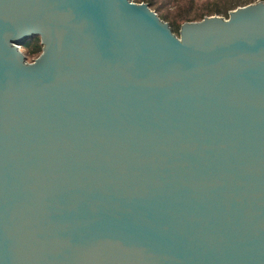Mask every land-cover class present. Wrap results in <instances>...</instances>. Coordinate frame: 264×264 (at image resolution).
Returning <instances> with one entry per match:
<instances>
[{"label": "water", "instance_id": "1", "mask_svg": "<svg viewBox=\"0 0 264 264\" xmlns=\"http://www.w3.org/2000/svg\"><path fill=\"white\" fill-rule=\"evenodd\" d=\"M0 264H264V0H0Z\"/></svg>", "mask_w": 264, "mask_h": 264}, {"label": "trees", "instance_id": "2", "mask_svg": "<svg viewBox=\"0 0 264 264\" xmlns=\"http://www.w3.org/2000/svg\"><path fill=\"white\" fill-rule=\"evenodd\" d=\"M144 2L153 9L158 16L168 22L172 31L178 34L181 24L186 21H198L204 16L218 15L228 16L230 10L238 6L253 3L256 0H132ZM22 45L26 54L36 58L41 52L42 45L39 37L26 40ZM27 58V57H26Z\"/></svg>", "mask_w": 264, "mask_h": 264}, {"label": "rangeland", "instance_id": "3", "mask_svg": "<svg viewBox=\"0 0 264 264\" xmlns=\"http://www.w3.org/2000/svg\"><path fill=\"white\" fill-rule=\"evenodd\" d=\"M224 17V16H223ZM25 45V44H24ZM20 50L24 53V55L27 57L26 60H28L29 62L32 61V59H34L33 57H30L26 54V49H24L22 46L20 47Z\"/></svg>", "mask_w": 264, "mask_h": 264}]
</instances>
